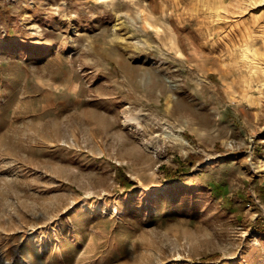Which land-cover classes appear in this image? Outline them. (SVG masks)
<instances>
[{
    "label": "rangeland",
    "instance_id": "374dc122",
    "mask_svg": "<svg viewBox=\"0 0 264 264\" xmlns=\"http://www.w3.org/2000/svg\"><path fill=\"white\" fill-rule=\"evenodd\" d=\"M258 216L264 0H0V264H264Z\"/></svg>",
    "mask_w": 264,
    "mask_h": 264
},
{
    "label": "trees",
    "instance_id": "16d2710c",
    "mask_svg": "<svg viewBox=\"0 0 264 264\" xmlns=\"http://www.w3.org/2000/svg\"><path fill=\"white\" fill-rule=\"evenodd\" d=\"M187 166H189L188 160H180V164L177 167H173L164 163L160 165V169L164 172L167 177H169L170 179H174L177 175L182 173V169ZM118 177L120 183L124 185H129L132 182L129 177L123 176L121 173L118 174ZM245 222H250L251 227H253L255 230H264V224H261V216H258L255 221H251L250 219L245 218Z\"/></svg>",
    "mask_w": 264,
    "mask_h": 264
}]
</instances>
